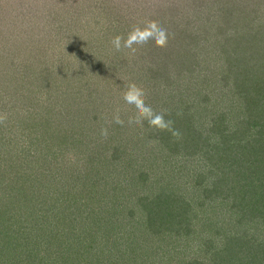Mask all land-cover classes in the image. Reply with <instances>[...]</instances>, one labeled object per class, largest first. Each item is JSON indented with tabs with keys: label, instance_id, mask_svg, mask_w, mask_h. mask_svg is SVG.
Listing matches in <instances>:
<instances>
[{
	"label": "rangeland",
	"instance_id": "rangeland-1",
	"mask_svg": "<svg viewBox=\"0 0 264 264\" xmlns=\"http://www.w3.org/2000/svg\"><path fill=\"white\" fill-rule=\"evenodd\" d=\"M65 2L70 6H66ZM76 2L78 4L72 7V3ZM178 5H182L180 10ZM81 8L89 10L91 17L80 16L78 10ZM172 13H176V16L171 15L173 20L184 18L186 21L181 23L186 30L181 40L179 36L182 33L178 31L171 37L173 29L170 28L168 14ZM125 19H132L134 23L131 25ZM144 21H155L167 30L169 40L166 47L153 46L134 53L127 50L116 52L112 48L110 41L114 36L126 37L132 26L143 25ZM111 27H115L112 29L115 32L120 28L122 31L112 34ZM256 33L261 40L256 45L247 46L246 42L252 41V35ZM38 38L40 43L35 42ZM32 53L36 56L31 57ZM157 53L161 55L154 56L155 59L151 57V54ZM250 58L253 59L252 66L248 62ZM164 64L186 66L180 73L179 70L172 71L171 66L163 68ZM48 69L56 78L47 76ZM42 70H45V75ZM38 72L37 76L35 73ZM41 74L46 87L44 83H38V87L42 88L33 90L38 92L35 99L24 93L23 87L31 83L35 87ZM23 76L29 78L23 80ZM130 83L137 84L145 92L147 103L155 111L167 113L166 119L173 122L172 128L183 138L189 128L193 129L192 137L183 139L188 147L175 142L168 145L171 131L150 128L146 122L142 128H129L127 123L124 126L111 123L117 109H120L125 121L136 118L134 112L124 108L122 101V93ZM196 86L207 89L208 100L212 102L206 111L201 112L204 114L198 121L193 122L187 116L184 117L186 121L178 119L179 122H175L174 112L179 110L180 101ZM91 87L94 91L96 89L107 107L104 112L107 114L102 115L107 117L111 129L123 136L126 154L119 151L117 156H125L124 165L140 167L149 173V178H143L141 170L134 171L130 176L123 175L127 178L123 185H131L132 182L134 185L130 188L133 191L132 200L126 212L121 216L117 214V222L107 226L112 218L104 216L100 221L98 205H90L85 214L88 223L84 218L85 229L82 227L84 234L80 240L70 239L62 225H55L54 214H49L53 218L51 220L44 218L45 213L40 212V221L31 223L27 221L30 220L28 217L24 220L23 213L17 216L12 231L0 222V246L2 241L12 243L9 251L0 252V264H216L208 253L210 238L219 234L227 240L240 236L231 231L235 218L229 216L226 205L216 206L211 201L213 197L201 191L208 182L188 176L186 186L177 185L169 190L170 196H173L172 192L176 193V199L181 198L188 209L182 216L187 222L176 228L162 222L165 217L159 214L160 205L152 200V193L159 186L167 191V182L171 179L176 181L179 173L188 168L196 172L213 152L215 156L209 158V164L212 166L216 162L219 152L211 147V142L204 140L209 139L207 133L213 120L217 123L221 121V138L226 135L232 149L240 148L249 141L247 147L254 145L259 150V159L264 162V0H0V111L6 112L0 117L12 118L17 123L14 118L17 115L24 118L26 103L32 105L38 102L54 110L51 117L57 119L61 114L69 113L71 108L67 105L72 99L75 105L72 111L76 118L78 116L74 111H80L86 99L78 93ZM196 122L195 130L193 125ZM16 125H0V145L2 138H6L7 142L23 138L21 128ZM24 125L22 123L21 127L25 128ZM250 135L258 138L257 144H253ZM97 138L99 142V134ZM20 145L15 144L11 148L19 150ZM201 146L206 147V152L204 160L201 156L200 161L195 147ZM78 149L80 147L75 150ZM128 154L130 156L127 157ZM141 161L144 164L141 165ZM184 163L186 169L183 168ZM5 164L9 165V162L6 160ZM12 178L9 168L0 176V195L3 202L9 205L10 198L21 196L25 190L21 187L27 179L25 170L22 179L15 178L13 183ZM99 181L96 179L97 184H100ZM228 185L225 181V186ZM220 191L221 188L218 189L219 194ZM142 196H150L148 210L156 206L154 216L147 223L144 222L143 211L139 212L143 208ZM226 199L229 203L235 200V192H231ZM54 208L57 209L58 205L55 204ZM21 210L22 207L17 205L12 209L17 215ZM119 210L112 212L115 215ZM211 223L216 226L206 227ZM34 227H38V233L44 232L43 238L48 236L47 231L49 234H64L61 237L58 235L60 240H65L63 246L55 253H49L48 242H42L43 238L38 235L35 243L39 247L32 253L28 252L24 246L28 237L24 229ZM248 228L253 239L256 237L258 242L264 239V234L259 231H263L261 228L256 229L260 235L254 231V225ZM169 248L172 251L171 260L167 259ZM253 248L259 254L258 258L264 259L263 249H258L257 244ZM236 250L231 248L228 255L231 260ZM128 253L130 255H126ZM159 253L164 254V258ZM242 257L248 258L247 264H253L254 259L250 256L244 253ZM240 261L246 262V259Z\"/></svg>",
	"mask_w": 264,
	"mask_h": 264
},
{
	"label": "trees",
	"instance_id": "trees-1",
	"mask_svg": "<svg viewBox=\"0 0 264 264\" xmlns=\"http://www.w3.org/2000/svg\"><path fill=\"white\" fill-rule=\"evenodd\" d=\"M83 3L86 4L84 1ZM65 4L66 6H70L67 2H65ZM76 4H78V2L75 4L72 3V7H74V5L76 6ZM140 4L143 5L142 1H140ZM181 6L182 5H178L177 9L180 10L179 7ZM78 12L80 16H90L91 14V12L85 8L79 9ZM168 13L171 12L169 11ZM171 15L176 16V13L168 14V18L171 22V27H169L173 29L171 37H174V34L178 31L182 33L180 34L181 37L179 36L181 40L183 37L182 35L186 33L185 28L183 29L181 27V23H185L186 21L184 18L181 20H173L174 17L172 19ZM233 16H235V14L232 15V17ZM125 21L131 25L134 23L132 19H125ZM167 24L169 25V23ZM127 27L129 28L130 26ZM114 28L111 27L112 34L121 33L122 28L116 32L112 30ZM259 40L261 39H258L257 33L256 35L253 34L252 41L246 42V45H256ZM232 41H235V39ZM236 41L241 42L239 39H236ZM35 42L40 43V39L38 38V41L35 40ZM29 53L31 52L29 51ZM158 55L161 54H151V57H156ZM35 56L36 55L32 53L31 57ZM248 62L250 64L253 63V59L250 58ZM252 65L253 64L250 66ZM168 66L171 65H165L163 68H167ZM184 66L186 65H173L171 68H173L172 71L179 70V72L182 73ZM116 70L120 72L119 68ZM50 71L52 72L51 69H48L46 74L52 77ZM92 71L94 72L93 69ZM39 72L35 74L38 76ZM42 73L45 75V70H42ZM117 76L120 77V75ZM22 78L26 80L29 77L23 76ZM52 78H56L55 74ZM41 80L42 74L40 78H38L35 87H33V83L23 87L24 93L26 92V94L34 96L36 99L38 97V92L34 93L33 90L42 88L41 86L38 87L39 82L44 83L43 80ZM44 85L46 87L45 83ZM194 87L192 92H190L187 97L183 98L182 102L180 101L181 106L179 110L174 112L176 116L175 122H179L178 119L186 121L184 117L187 118V116L193 122L198 121L201 119V115L204 114L201 112L206 111L207 107L212 102L208 100L210 97L207 89L202 90L200 87L199 89L197 86L196 88ZM97 93L96 89L94 91L92 87L85 92L78 93L80 97L86 99L80 107L81 110L74 111L75 115L78 116L76 118L72 111L75 110V105H73V101L71 102L72 99L67 105V107L71 108L69 113H63L64 116L61 114L57 119H52L51 117L54 110L47 108L46 104L43 105L38 102V104L35 103L32 105L26 103L24 108L27 109V111H25L24 118L22 119L23 115H17V117L14 118L17 120V123H15L12 118L0 117L1 126L7 127L8 125L17 124L16 126L21 128L23 133V138H13L14 140L11 139L9 142H7L6 138H2V143L0 145V176L9 168L11 174H13V183L15 182L13 179L15 178L18 179V177H20L22 179L24 170L27 178L25 184L21 185L22 189H25L22 191L21 196L15 195L9 199L11 205L4 203L0 195L1 225L6 228L8 226V229L12 231V225L17 221V216L19 217L23 213H25L23 216L25 218L24 220L26 221V217H28L30 220L27 221L31 223L40 221L41 216L38 215L40 212H42V214L45 213L44 218L48 217L51 220L53 218H51L49 214H54V224L58 226L62 225L63 227L61 226V228H65V230L68 231V237L70 239L80 240L84 234L82 227L85 229L83 222L84 218V221L88 223V217L86 218L85 214L88 213V207L90 205H98L100 221L104 216L112 218L107 226L117 222V214L121 216L126 212L128 204H131L130 201L132 200L133 193L131 189L134 185L132 182L130 183L131 185L128 184L125 186L123 185V181L127 179L125 176H130L134 171L138 172L141 168L136 165H124L123 158L125 156H117L119 151L125 153L124 149L126 144L122 141L123 136L121 137L119 135L121 132L116 133V131H113L107 117L102 115V113L107 110V107L102 103L103 100L99 98ZM71 95L76 96L75 94ZM4 113L6 112L3 110L0 111V115ZM216 121L213 120V124L210 125L211 127L208 129L207 138L209 139H204L205 142H211V147H215V151L219 152L216 162H213L212 166L209 164V158H213V155L215 156L214 152L209 154L207 159L204 160L206 147H195L196 156H198L197 159L201 161L200 157L202 156L205 164L203 166L202 164L199 165L196 172H194V170H192L193 172L190 171L189 168L182 173L180 172L176 181L171 179L167 182V191L164 187L159 186L155 188L152 193V200L155 199V202L160 205L158 212L161 216L165 217L162 222L165 221L167 224L173 225V228L179 227L187 222L184 221L185 217L182 216L185 214V210L188 211V209L185 207L181 198L176 199V196H178L175 195L176 193L172 192L173 196H170L169 190L175 188L177 185L186 186L185 183L189 181L188 176L193 177V179L197 177L198 179H205L208 184L205 185L201 191L213 197L211 201L216 204V206H220V204L223 206L226 205L229 216L235 218V223L231 227V231L234 235L240 236L237 238H233V236L227 240L224 239V237L221 238L219 234L216 238H210L209 246H207L208 253L215 259L217 262L216 264H247L248 258L242 257L244 253L246 256H250V258L254 259L253 264H260L264 262V259H262L263 257L258 258L259 254L254 251L255 248H253V245L257 244L259 246L258 249L262 248V254L264 255V239L260 242H258L256 237L253 239L250 234V228L248 227L254 225L255 232L261 228L263 231H259L261 234H264V162L259 159V150L256 149L254 145L250 148L247 147L249 141H246L244 145H240V148L235 147L232 149L227 140L228 137L223 135L224 137L221 138L222 132L220 133L221 128L219 124L221 121L219 123ZM10 122L11 124H9ZM6 123H8L7 126L5 125ZM22 123L25 124V128L21 127ZM196 125L197 122L193 125L195 130L197 129ZM105 127L109 130V135L107 137H103L100 134L101 129ZM192 131L193 129L189 128L184 138L180 132H178V136H174L172 132H170V141L167 144L172 145L175 142L182 146L185 141L183 139L192 137ZM97 134L100 136L99 142ZM250 137L254 140L253 144L258 143L257 137L252 135H250ZM14 143L16 145L18 144V146L21 144L19 150L11 148L15 145ZM184 145L185 147L189 146L187 143H184ZM79 147L80 149L76 151L75 149ZM1 153L3 156L7 155L9 157H2ZM128 156L130 155L128 154L127 157ZM4 160L5 162L7 160L9 165L5 164ZM142 163L141 161V165ZM183 168L186 169L185 163ZM105 169L110 172L105 171ZM140 173L143 178H149V173H145L144 170ZM200 174L201 177H199ZM162 178L163 177H161V179ZM96 179L100 180V184L96 183ZM146 181H148V179ZM225 181L229 184L228 186H225ZM98 185H100V187ZM9 186H12V184ZM199 186L201 189L200 183ZM144 187H146V185ZM11 188L15 191L14 187ZM220 188L221 191L219 194L218 189ZM225 189H227V191ZM229 189H231L230 192ZM231 192H235L236 199L231 200L229 203L226 198H228ZM141 198L140 201L143 202V208L139 210V212L143 211L142 216L144 222L147 223L148 220L154 216L156 206L151 208V211L148 210V199L150 196H142ZM166 203L168 204L167 206ZM55 204L58 205L57 209L54 208ZM14 205L22 207L18 215L16 213L14 214L12 211ZM118 208L120 209L119 212L114 215L112 211ZM23 217H21L22 220ZM51 220H49L50 223L52 222ZM215 226V223H211V225L208 226L206 225V227L209 228ZM24 230L27 231L28 235L24 246L27 248L28 252L32 253L34 249L39 247L35 243V240L37 241V236L39 235L43 238L44 232L38 233V227L31 229L25 228ZM46 233H48V236L43 238L42 242H48L49 253H55V250L61 248L63 246L62 243L65 242V240H60L58 235L61 237L64 234L59 232H51V234H49V231ZM257 234L260 235L258 232ZM129 236L133 237L130 233ZM219 237L221 239H218ZM2 242L0 246L2 251L0 250V252L4 254L6 251H9L12 243H8L7 241ZM231 248L237 249L236 252L234 251L235 257L233 260L228 257V255L231 254ZM171 253L172 251L169 248L168 260H171ZM60 255H62V253H60ZM126 255H130V253ZM158 255L164 258V254L159 253ZM99 256L100 255H98V257ZM240 259H246V262H242Z\"/></svg>",
	"mask_w": 264,
	"mask_h": 264
},
{
	"label": "clouds",
	"instance_id": "clouds-1",
	"mask_svg": "<svg viewBox=\"0 0 264 264\" xmlns=\"http://www.w3.org/2000/svg\"><path fill=\"white\" fill-rule=\"evenodd\" d=\"M169 34L167 30L155 21H144L143 26H136L127 34V36L116 35L110 43L116 52L147 49L149 47L164 48L167 46ZM122 101L124 108L129 112L135 113V119L125 121L121 117L120 109H117L112 117L111 123L124 126L127 123L129 128L143 127L145 122L150 128L161 131H171L174 136L179 133L172 128L173 122L166 119L167 113L155 111L148 103L145 92L135 83L126 86V90L122 93ZM101 136L107 137L109 130L107 127L101 129Z\"/></svg>",
	"mask_w": 264,
	"mask_h": 264
}]
</instances>
